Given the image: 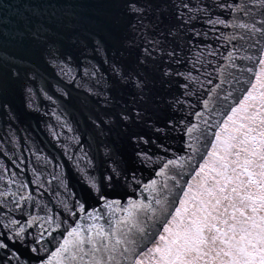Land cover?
Returning <instances> with one entry per match:
<instances>
[{
  "label": "water",
  "instance_id": "95a60500",
  "mask_svg": "<svg viewBox=\"0 0 264 264\" xmlns=\"http://www.w3.org/2000/svg\"><path fill=\"white\" fill-rule=\"evenodd\" d=\"M260 21L259 0H0V264H45L77 224L127 234L121 264H153L184 192L190 213L215 176V133L264 48L237 25Z\"/></svg>",
  "mask_w": 264,
  "mask_h": 264
},
{
  "label": "snow or ice",
  "instance_id": "6c2138e0",
  "mask_svg": "<svg viewBox=\"0 0 264 264\" xmlns=\"http://www.w3.org/2000/svg\"><path fill=\"white\" fill-rule=\"evenodd\" d=\"M259 2L264 4V0ZM129 7L135 13L142 11L134 4ZM215 23L224 24V21ZM257 23L264 24V21ZM237 27L264 36V28L257 27L256 24L241 23ZM257 63L260 71L255 74V82H250L247 95L239 108H233V114L228 116L224 127L215 133L217 143L212 144V151L208 153L209 160L216 157L212 160L213 167L209 169L215 173L211 184L205 186V181L200 182L202 191L197 193L199 199L192 196L196 203L190 213L187 204L192 185H189V190L184 192V199L180 200V207L176 209L173 222L164 228L166 235L160 236L164 247L158 245L151 250L153 255L158 254V259L153 264H264V112L260 111L264 109V48L261 49V57ZM19 75V71L12 70L13 77ZM135 86L138 89L144 87L140 81H136ZM26 91L30 92V89ZM257 96L260 100L259 108L254 113H246L241 117L252 123H241L230 130L228 124L233 123L236 113L244 111L247 102L255 100ZM257 116L260 117L258 123ZM122 119L127 121L129 118L122 116ZM188 131L191 133L192 129ZM209 160L200 166L197 176L205 172ZM130 207L140 209L146 206L136 203L130 204ZM78 211L84 213L85 209L81 206ZM124 212L128 213L129 209L125 208ZM182 213L190 218L182 216ZM86 215L92 219L100 218L92 212H87ZM177 220L179 223H174ZM12 224L15 225L16 221L13 220ZM24 231L21 227L15 235L19 237ZM115 236V232L106 233L102 226L95 224L82 232L81 226L77 224L63 238L51 257L67 259L74 264H121L120 256L129 254L131 259L130 248H121V245L134 241L125 234L124 239H115L112 243ZM6 247L7 244L0 241V249ZM51 257L45 264H53ZM133 264H144V261L137 258Z\"/></svg>",
  "mask_w": 264,
  "mask_h": 264
}]
</instances>
